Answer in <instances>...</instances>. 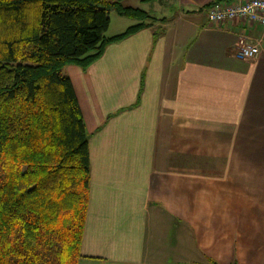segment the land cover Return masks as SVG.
I'll use <instances>...</instances> for the list:
<instances>
[{
	"label": "crops",
	"instance_id": "crops-1",
	"mask_svg": "<svg viewBox=\"0 0 264 264\" xmlns=\"http://www.w3.org/2000/svg\"><path fill=\"white\" fill-rule=\"evenodd\" d=\"M216 1L144 0L146 25L65 67L90 133L79 264H264V25L212 22Z\"/></svg>",
	"mask_w": 264,
	"mask_h": 264
},
{
	"label": "trees",
	"instance_id": "trees-1",
	"mask_svg": "<svg viewBox=\"0 0 264 264\" xmlns=\"http://www.w3.org/2000/svg\"><path fill=\"white\" fill-rule=\"evenodd\" d=\"M122 1L0 0V264L83 257L90 133L63 68L88 67L146 25L149 13ZM112 10L140 21L108 36Z\"/></svg>",
	"mask_w": 264,
	"mask_h": 264
},
{
	"label": "built area",
	"instance_id": "built-area-1",
	"mask_svg": "<svg viewBox=\"0 0 264 264\" xmlns=\"http://www.w3.org/2000/svg\"><path fill=\"white\" fill-rule=\"evenodd\" d=\"M212 22H224L236 17L247 18L264 25V0H236L216 2L209 7ZM261 53L259 43L241 42L236 55L242 59H252Z\"/></svg>",
	"mask_w": 264,
	"mask_h": 264
},
{
	"label": "rangeland",
	"instance_id": "rangeland-1",
	"mask_svg": "<svg viewBox=\"0 0 264 264\" xmlns=\"http://www.w3.org/2000/svg\"><path fill=\"white\" fill-rule=\"evenodd\" d=\"M144 0H123L122 3L127 6H133V7H141L143 9H149V5H145L143 2ZM154 16H156V14H153ZM158 16V14H157ZM129 18V17H127ZM125 16L120 15L116 10H112L111 12V24H110V28L107 31V35L111 36V35H115L117 33H120L122 31H124L128 26L133 25L136 21H130L129 19H127ZM140 21V20H138ZM63 73L66 74V68H63Z\"/></svg>",
	"mask_w": 264,
	"mask_h": 264
}]
</instances>
